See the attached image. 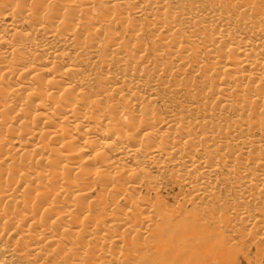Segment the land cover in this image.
I'll use <instances>...</instances> for the list:
<instances>
[{
  "label": "bare ground",
  "instance_id": "bare-ground-1",
  "mask_svg": "<svg viewBox=\"0 0 264 264\" xmlns=\"http://www.w3.org/2000/svg\"><path fill=\"white\" fill-rule=\"evenodd\" d=\"M236 252L264 264V0H0V264Z\"/></svg>",
  "mask_w": 264,
  "mask_h": 264
},
{
  "label": "rangeland",
  "instance_id": "rangeland-1",
  "mask_svg": "<svg viewBox=\"0 0 264 264\" xmlns=\"http://www.w3.org/2000/svg\"><path fill=\"white\" fill-rule=\"evenodd\" d=\"M170 189V184L169 185H167V189ZM165 192V193H164ZM167 192H166V190L164 191L163 190V192H162V196L164 197V198H166L165 199V208H166V211L167 212H173V211H175V210H177L178 209V206L182 203V200L179 198V199H177V201L176 200H174V198H173V196L171 195V196H166L165 194H166ZM174 193H176V191H174ZM221 193H222V191H221ZM180 200H181V202H180ZM171 206V207H170ZM175 209V210H174ZM190 209V208H189ZM191 213V214H190ZM188 215V217H190V218H188L189 220H191V221H193L194 220V218H195V214L193 213V212H190ZM174 233V232H173ZM172 232L171 233H169V238H173V237H176V236H179L178 234L176 235H174ZM162 233H160L159 235H161ZM172 234V235H171ZM201 235V237L203 236V237H205V238H208V239H210L211 238V236H212V234H211V230L210 231H208V232H201L200 233ZM174 235V236H173ZM180 235H182V234H180ZM209 235H210V237H209ZM171 236V237H170ZM173 236V237H172ZM208 236V237H207ZM174 239V238H173ZM186 241H189V237L187 236V237H185L184 238ZM156 240V239H155ZM156 241H158V243H161L160 242V239L159 240H156ZM197 241L198 242H201V238L200 237H198L197 238ZM224 242H226V241H224V239L223 240H220V241H217V242H213L212 241V244H211V247H212V255H228V254H226V253H224L223 251H222V247H221V245L222 244H224ZM219 243V244H218ZM214 244V245H213ZM231 245H230V249L232 250L233 248H234V245H235V243H230ZM219 245V246H218ZM189 243H184V244H182L181 245V248L183 249V248H185V249H183V250H188L189 248ZM216 247V248H215ZM237 252H238V250L237 249H235ZM236 252V253H237ZM233 254V259H230V258H226V257H224L223 259H218L217 260V263L219 262L220 263V261L222 262V263H224V264H253L254 263V260H253V257H252V255H249V254H239V253H237V254ZM231 255V254H230ZM245 257H248L249 258V260L248 261H246L247 259L245 258ZM246 260H245V259ZM248 262V263H247Z\"/></svg>",
  "mask_w": 264,
  "mask_h": 264
}]
</instances>
